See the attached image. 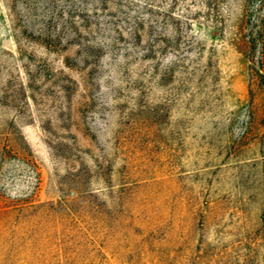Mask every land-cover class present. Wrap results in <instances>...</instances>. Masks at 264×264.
I'll return each instance as SVG.
<instances>
[{
	"label": "rangeland",
	"instance_id": "374dc122",
	"mask_svg": "<svg viewBox=\"0 0 264 264\" xmlns=\"http://www.w3.org/2000/svg\"><path fill=\"white\" fill-rule=\"evenodd\" d=\"M53 218L71 264H264V0H0V264Z\"/></svg>",
	"mask_w": 264,
	"mask_h": 264
},
{
	"label": "trees",
	"instance_id": "16d2710c",
	"mask_svg": "<svg viewBox=\"0 0 264 264\" xmlns=\"http://www.w3.org/2000/svg\"><path fill=\"white\" fill-rule=\"evenodd\" d=\"M45 33V36H49L48 35V32H40V34H44ZM79 36V34H78ZM81 44L78 40V47H80ZM259 67V66H258ZM259 69H261L259 67ZM262 71V70H261ZM31 207L35 208L36 210H41L42 212H45V215L46 214H49L51 216V214L54 216V208H52L51 206H47L45 204H29ZM23 208V206H22ZM25 208H28V207H25ZM44 216L42 218H44ZM52 218V217H51ZM52 223L50 224V229H52V232H53V238H54V242L52 243L53 245V253L51 252V248L50 246L48 247V238H49V235H47V232L43 231V232H40V234H42V236L36 231L35 232V237L37 240L38 238L42 237V240L43 241V244L41 247H38V246H35V247H32L33 251H34V254H35V259L38 261H42L45 262L46 260V254H53V256H56V260L58 262V264H71V261H70V256H71V252H73L74 250L72 249H69V254L66 253V251L63 250V246L65 245V242L64 240L62 239V237H60V234H62V229L60 230L56 223L54 222V218L53 220L51 221ZM88 223V222H87ZM85 227V226H84ZM86 229H90V227L88 226V228H85V231L82 229V227H78V247L79 246H85L87 244H90L92 243V239L90 238V235L91 234H88V232H86ZM42 231V230H40ZM37 235V236H36Z\"/></svg>",
	"mask_w": 264,
	"mask_h": 264
}]
</instances>
